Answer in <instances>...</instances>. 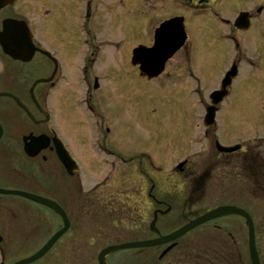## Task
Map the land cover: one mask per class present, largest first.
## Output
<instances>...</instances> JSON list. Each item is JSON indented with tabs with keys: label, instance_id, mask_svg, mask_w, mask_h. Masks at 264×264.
I'll return each instance as SVG.
<instances>
[{
	"label": "flooded vegetation",
	"instance_id": "af4514ba",
	"mask_svg": "<svg viewBox=\"0 0 264 264\" xmlns=\"http://www.w3.org/2000/svg\"><path fill=\"white\" fill-rule=\"evenodd\" d=\"M55 2L56 0H17L0 9V189L47 197L59 203L67 213L71 231L76 228L75 216H90L92 212L103 211L91 207L97 201L101 200L102 204L108 201L114 206L117 203L127 205L125 200L130 199L123 192V177L117 174L105 177L95 186H89L84 193L80 178H75V174L68 175L58 155L52 130L57 132L56 135L61 137L69 153L79 163L71 152L70 142L57 130L54 110L50 105L51 94L61 89L62 84L68 83L70 77L60 53L55 48H46L39 34L44 24L47 32L68 35L69 23H75L71 20L69 6L61 7V17L58 13L54 16V12L59 10L52 8ZM142 3L143 0H85L84 7L78 11L80 32L84 36V48L80 51L81 64L74 73L78 82L62 93L58 103L69 110L72 102L76 101L86 113L92 115L95 137L91 138V142L83 133L80 134L77 124L67 116L68 128L74 137L83 139L89 148L96 149V162L116 168V171L129 166V162L136 159L126 158L135 150H124L119 142L123 133L122 122L117 117L119 109L112 108L111 103L105 101L103 91L105 83L112 77L118 78L120 89L135 87L123 70L107 69L106 74L96 70V66L102 61L103 50L107 47L118 56L120 52L127 55L133 70L139 74V67L131 63L135 48L139 45L151 47L157 33L160 38L162 35L163 38L171 37L181 31L184 24L187 42L167 62L166 77H185L184 73L191 71L185 69L194 63L195 58H199L207 70L216 65L227 69L235 62L239 66L238 78L247 68L263 73L259 83L264 88V0H146L144 5ZM234 9L237 10L232 13ZM171 20L175 22L165 27V30H160L163 23ZM13 21H25L31 30L35 49L30 60L15 59L3 47L8 43L6 35L19 36L20 32L24 34ZM41 22L43 23L40 24ZM4 32L5 38L2 36ZM196 36L201 38L200 50L195 47ZM121 62L122 59H118V64ZM141 79L149 81L146 77ZM74 94L77 96L74 97ZM135 96L136 92L135 95H121L116 103L133 100ZM137 118V121H143L141 113L137 114ZM247 152L246 149L241 150L237 156L247 158ZM81 153L84 156L87 150L85 152L81 149ZM148 158L151 159L150 156ZM153 162L151 160L155 166ZM61 173L64 175L60 176ZM63 177L68 180L60 183ZM77 189L82 192H77ZM76 199H84L90 207H74ZM146 199L148 211L153 210V219L157 217V222L161 221L163 226H167L170 218L165 215L176 206L180 205L182 208L187 198L178 195L157 198L148 192ZM70 200H73V205ZM121 208L123 207L111 210L112 218L108 224L110 230L97 229L88 235V240L94 239L100 243L97 238L103 237L106 240L115 235L114 239H119V242L122 238L130 242L156 236L150 233L136 235L134 231L124 235L121 228L137 231L148 221L135 217L139 215L132 213L134 209H127L125 216ZM58 215L51 208L30 198L0 193V264H14L39 250L59 230L61 218ZM105 222L107 223V218ZM87 231L89 233L93 230L89 227ZM59 241L39 259L41 264H59V254L54 252ZM21 245L30 248L23 256H16L14 251ZM180 247V242H177L167 255L158 257L156 261L154 259L153 264L162 260H165V264H188L186 255L170 254ZM202 259L204 260L199 264H213L210 262L211 258ZM74 261L73 258L69 264Z\"/></svg>",
	"mask_w": 264,
	"mask_h": 264
},
{
	"label": "rangeland",
	"instance_id": "374dc122",
	"mask_svg": "<svg viewBox=\"0 0 264 264\" xmlns=\"http://www.w3.org/2000/svg\"><path fill=\"white\" fill-rule=\"evenodd\" d=\"M144 2L146 0H143L142 5L145 4ZM63 5L69 6L71 20L75 22L74 24L69 23L68 35L45 31L43 22L40 23L42 24V29L39 34L43 41L42 44L46 48H55L60 53L66 72L70 77L68 83L62 84L61 89L55 90L51 94L50 105L54 110L57 130L70 142L71 152L81 165L83 187L90 188L87 186H95L96 183L102 182L105 177L110 176L113 170L116 171V168L96 162V149L94 150V147L89 148L83 139L79 140L76 136L74 137L68 128L67 116L75 122L74 124H77V127L81 130L80 134L83 133L85 138L91 142V138L94 139L95 137L92 115L86 113L83 106L81 107L76 101L72 102L69 107L71 112L64 105L58 104L60 97L63 95L62 93L73 88L78 82V77L74 73L78 70L77 66L81 64L80 51L84 48L82 42L84 36L80 32L81 22H79L78 11L84 7L85 0H56L52 8L59 10L54 12V16L58 13L59 17H61L60 12ZM236 10L234 9L231 12L233 13ZM200 41L201 38L199 39L196 36L195 42L198 50L202 48H200ZM103 52L101 55L102 61L98 63L96 70L101 74H106L107 69L108 71L111 69L112 71L123 70L124 75L129 78L135 87L125 88L121 84L123 89H120L118 78L112 77L109 82L105 83L106 87L105 91H103L105 101L110 102L112 108L119 109L117 117L121 120V128H123L119 142L124 150H135L126 157L127 159L136 158L134 161L129 162V166L133 167L118 168L119 175L124 177V174L126 177L131 178L135 174V181L141 182L147 189L154 187L152 191L157 192V194L169 191L168 189L171 185L174 191V185H177L174 182L178 180V177L184 182L181 185L182 188L187 191L193 184L199 185L197 186L196 195L202 199L198 204L189 207V210L185 211L187 216L185 214L179 216L177 210L173 211V217H171L172 215L168 217L170 220L172 219L170 221L172 227L183 224L185 219L194 216L199 211L229 202L249 209L253 217L256 216L258 224L264 226L261 221L262 215H264V199L253 197V195L249 196L248 199L245 198L244 194H240L243 189L244 192L248 189V191L254 193V186H252L254 182L252 181L251 184V182L243 180V183L240 184L239 182L238 184L236 181H232L229 176L232 171L233 159L230 156L218 155V150L213 146L214 142L211 133L209 132L205 136L203 133L206 128H202V124H199V117L204 112V107L200 105L197 91L201 92L205 97L208 93L215 90L218 87L217 78L225 73V68L221 69V65H216L215 68L207 70L202 61L199 58H195L193 60L194 63L188 69H185H191V71H186L183 78L163 76L159 79H152V81H141L137 72L133 70L127 55H122L120 52L118 56L112 53L110 47H107ZM118 59H122L120 64H118ZM251 69L247 68L243 76L235 81L237 88L239 86L238 93L233 98H227L225 104H223V111L219 115L222 129L220 130L219 128V132L221 133L220 138L226 145L237 142L238 136L247 139L248 142L242 144L243 146L250 144L249 150L253 156H256L255 160L251 158L250 160L258 165V175L261 179L257 182H261L264 185V141L257 144L259 145L257 148L255 146L252 147V145L257 143L256 137L264 136V99L254 100L256 93L259 91L251 93L252 87L259 85L257 83L260 81L259 76L261 73L258 70L253 72ZM252 73L254 75L250 77ZM193 75H198L202 81L192 80L191 76ZM135 92L136 96L133 100H123V103H116L117 98L121 95L129 96L131 93L135 95ZM263 92L264 90H262ZM76 96L77 94H74V97ZM138 113H141L143 121H137ZM255 128L261 130V134L256 137L252 131ZM241 141H244V139L241 138ZM84 143L85 145L83 146L82 144ZM81 149L85 152L87 150L84 156L81 153ZM138 152L139 154H137ZM185 158L190 162L183 167L185 175L182 176L179 172H175L172 166L174 162L180 159L182 161ZM151 160L154 161L156 169L153 168ZM238 162L241 163L242 161L239 160ZM219 165L226 166H223L220 168V172H217L215 167ZM254 168H257V166H254ZM236 171H239V169L236 168ZM67 180L66 177H63L60 179V183ZM194 181L197 182L195 183ZM244 182L247 184H244ZM129 185L130 183H127L123 186L127 188ZM132 190L133 198L130 203L132 207L139 209V212L137 211L139 216L135 215V217L148 221L143 228H139L134 234H152L149 230L152 213L143 214L142 200L137 195L141 190L140 184L135 182ZM193 201L196 202V200ZM70 203L73 205V200H70ZM81 207H84L83 202ZM81 218L83 221L84 218ZM99 223H102L101 220H99ZM76 224L78 228L68 236L70 240L65 242L64 245H60L56 250L60 257L59 264H69L73 260L71 258L75 259L73 264H98L99 252L104 245L112 243L111 240H105V238L101 237L99 238L101 243L95 244V241H91L92 244L89 245L88 235L94 232L88 233V228L83 225L85 224L84 222ZM96 224L99 225L98 223ZM96 224L93 223L92 229L97 226ZM160 224L162 225V222ZM110 228L108 229L110 230ZM128 232H133V229L124 228L122 233ZM110 238H113V236ZM186 241V245L193 248V250L185 249L187 255L201 251L213 256L225 255L233 245L235 246L236 242L237 245L233 249H239L241 255L244 256L246 255L245 222L241 217H230L214 221L198 228L186 238ZM183 246H185L184 243ZM29 248L26 245H21L14 253L16 256H23ZM151 251H148L147 254H151ZM125 252L127 251H120L114 253L113 256L120 257L124 254V260L129 261L131 264L132 257H129L130 254ZM113 256L109 258V261H113ZM140 256L143 255L140 254ZM164 262L165 260L160 264H164Z\"/></svg>",
	"mask_w": 264,
	"mask_h": 264
},
{
	"label": "water",
	"instance_id": "95a60500",
	"mask_svg": "<svg viewBox=\"0 0 264 264\" xmlns=\"http://www.w3.org/2000/svg\"><path fill=\"white\" fill-rule=\"evenodd\" d=\"M12 0H0V7L4 6L5 4H7L8 2H11ZM26 31V30H23ZM24 34H20L22 36V38H20V44H24L27 47H31L30 44V36L26 35L25 32H23ZM185 35L183 34L182 30H181V38L179 39L178 43H175L174 46H172L169 50L168 53L164 52L165 47L161 42V39L157 42V46H155V48L153 49H147L145 47H139L135 50L134 52V57H133V63L134 64H139L140 65V69L142 74H146L149 77H154L157 76L158 74H160L165 66L166 61L168 60L169 57H171L175 51L183 44L184 40H185ZM13 45H9L7 46L8 50L11 52V56H15V57H19L22 58L24 55L23 54H17L15 53V47L16 44L14 42H12ZM6 48V47H5ZM17 51V50H16ZM164 52V54H162ZM229 77V76H228ZM227 82H229V80H227L225 82V84H227ZM225 94L224 92H218L216 94H214L215 99L214 102L218 103L223 99V95ZM217 95V96H216ZM215 116V108L212 107L209 110L208 113V118H210V121H213V118ZM226 151H233L236 150L235 148H226ZM67 168L68 170H71V166H69V164L67 163ZM72 172V171H71ZM38 201L51 206L52 208H54L55 210L59 211V213L61 214L60 216L63 217L64 219V227L62 229H60V231H58L51 239L50 241L42 248L40 249L36 254H34L33 256L21 260L16 264H27L30 262H33L37 259H39V257H42L60 237L61 235H63L69 228V221L64 213V211L62 210V208L60 206H57V204L55 205L54 203L45 200V199H41L39 198ZM241 215L242 217L246 218L248 224H249V228H250V252H251V258H252V263L253 264H260L259 263V258L257 257V250L255 246V240H254V229H253V222L251 219V216L243 209L235 207V206H222L220 208H216L212 211H209L207 213H205L204 215L200 216V218L198 217L197 219L191 221L190 223H188L187 225H185L184 227H182L181 229H179L178 231L155 239V240H148V241H138V242H130V243H125V244H121V245H114V246H109L104 248L98 257L99 260V264H107L106 263V257L108 255H110L111 253H114L116 251L119 250H123V249H129V248H144V247H151V246H158L160 244H164L167 242H170L172 240H175L181 236H183L184 234H186L187 232L190 231V229H194L195 227L204 224L210 220L216 219V218H220L223 216H227V215ZM154 224H152L153 226ZM172 246H170L169 248L166 249V251L164 253H166L168 250H171Z\"/></svg>",
	"mask_w": 264,
	"mask_h": 264
}]
</instances>
